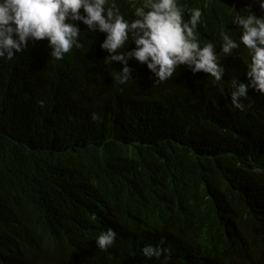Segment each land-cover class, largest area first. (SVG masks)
I'll return each mask as SVG.
<instances>
[{"label": "trees", "instance_id": "trees-1", "mask_svg": "<svg viewBox=\"0 0 264 264\" xmlns=\"http://www.w3.org/2000/svg\"><path fill=\"white\" fill-rule=\"evenodd\" d=\"M177 1L185 20L201 10L194 32L219 54L220 82L181 65L156 83L130 58L119 84L106 33L82 22V47L61 60L47 39L0 58V264H164L141 255L159 242L167 264H264L262 94L236 109L231 80L250 56L220 53L222 32L238 40L236 10ZM114 2L131 20L142 0ZM109 228L118 239L101 250Z\"/></svg>", "mask_w": 264, "mask_h": 264}, {"label": "clouds", "instance_id": "clouds-1", "mask_svg": "<svg viewBox=\"0 0 264 264\" xmlns=\"http://www.w3.org/2000/svg\"><path fill=\"white\" fill-rule=\"evenodd\" d=\"M201 7L215 14L236 10L230 13V19L234 17L233 24L240 31L238 40L222 32L220 53L231 55L243 46L250 59L243 77L231 80V102L243 111L241 100L248 97L252 88L262 94L260 101L264 106V0H202ZM134 16L126 19L114 0H0V58L11 60L29 46V41L47 39L50 55L61 60L74 47H82L77 23L82 22L88 30L106 33L100 45L109 53L106 63L119 61L124 65L112 75L119 84L133 79V69L128 66L130 58L146 64L155 74L156 83L172 78L181 65L188 66L192 73L209 74L214 82L222 80L224 69L214 45L201 46L194 32L202 16L199 8L186 13L185 20L177 0H142ZM129 41L135 47L124 51ZM91 118L100 120L96 113ZM116 235L109 228L95 239L96 247L107 250L117 241ZM165 249L161 242L145 244L141 255L163 256L167 264L170 253H165Z\"/></svg>", "mask_w": 264, "mask_h": 264}, {"label": "bare ground", "instance_id": "bare-ground-1", "mask_svg": "<svg viewBox=\"0 0 264 264\" xmlns=\"http://www.w3.org/2000/svg\"><path fill=\"white\" fill-rule=\"evenodd\" d=\"M258 10V9H257ZM259 12V14H262V13H260V11H258ZM260 97V96H259ZM262 106V105H261Z\"/></svg>", "mask_w": 264, "mask_h": 264}]
</instances>
